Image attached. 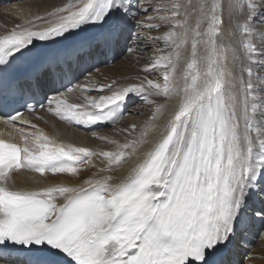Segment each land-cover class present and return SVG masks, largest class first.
I'll return each mask as SVG.
<instances>
[{
	"label": "snow or ice",
	"instance_id": "6c2138e0",
	"mask_svg": "<svg viewBox=\"0 0 264 264\" xmlns=\"http://www.w3.org/2000/svg\"><path fill=\"white\" fill-rule=\"evenodd\" d=\"M161 42L143 69L158 79L65 84L86 73L90 80V68L112 53L144 58ZM74 89L108 94L68 103ZM131 95L154 110L123 142L92 133L112 150L43 130L19 129L23 144L0 138V260L236 264L237 239L257 222L264 229V0H71L0 34V107L34 111L43 96L59 119L95 126L121 119ZM150 132H158L151 142ZM93 157L104 166L82 183L13 186L21 169L79 179L96 167ZM133 157L126 174H111Z\"/></svg>",
	"mask_w": 264,
	"mask_h": 264
},
{
	"label": "bare ground",
	"instance_id": "6f19581e",
	"mask_svg": "<svg viewBox=\"0 0 264 264\" xmlns=\"http://www.w3.org/2000/svg\"><path fill=\"white\" fill-rule=\"evenodd\" d=\"M71 0H0V34H4L10 31L17 24H23L25 21H33L34 17L37 15L44 16L45 13L52 11L56 7H62L65 3H69ZM151 14V13H150ZM39 26H44L41 21H34ZM167 30L166 28L160 29L158 32L154 31L152 35H157L160 32ZM44 43V42H41ZM163 43L153 46L144 52V58L141 57L139 51H119L112 53L106 63H96V66L90 68L91 79L89 80L88 74L80 76L76 79L75 85H83L85 87L91 88L95 85L97 88L100 84L116 80L118 84H128V83H139L140 79L147 76L149 79H158L159 71L146 72L143 71L144 67L148 63L146 59L147 56L153 55L156 48H162ZM110 57H115L112 63H108ZM74 87V86H73ZM50 95L56 93L49 92ZM108 94L107 90L104 92L100 91H90L81 92L75 89L71 93L66 94L68 103H80L82 102L84 95L98 96ZM150 99H156L157 102H163L164 98L150 97ZM171 101L170 103H174ZM122 118L112 122L100 123L95 126L88 125H77L75 123H70L66 121L74 131L79 129L90 130L87 131L88 138L84 141V138L76 136V134L69 133L64 127L65 120L59 119L54 113L48 111V106H46L34 113L24 115L19 117L17 121L27 122L26 127L30 133H35L37 130H43L48 136L55 137L59 140L65 141L67 143H72L77 146L91 147L100 150H112L115 146L100 140L98 137L92 135L93 132L97 133L99 136H108L110 139H116L123 142L125 139H131L134 136H138L140 131L143 129L145 124L149 121L150 116L154 110V106L145 103L138 95H131L127 101L122 105ZM166 118V116H165ZM53 122H52V121ZM162 122L158 121V123ZM14 123V121H12ZM11 122L0 120V137L6 138L7 140L23 144V140L19 134V129H24V127L18 128L17 125ZM132 124L136 125V129L131 130L130 126ZM35 125V127H32ZM129 129V132L123 131V129ZM158 137V132H150L147 139L151 142ZM81 139V140H80ZM97 139L99 141H97ZM151 144H146L141 149V151L147 150ZM136 158L133 157L129 160L128 164L124 168L116 169L112 172V175L123 176L126 174L127 169L135 162ZM92 163L96 167L85 166L81 171V176L79 179L70 177L67 174H58L53 176L52 174H47L41 176L39 173L31 172L26 169H21L19 172L13 174L14 187L18 188H32L38 189L41 187L51 186L57 183L74 184L82 183L83 179L88 178L93 173H98L99 168L104 166L102 158L93 157ZM103 175V173H99ZM256 234L261 238L256 246H253L251 239L248 234ZM244 234L246 238L243 239L242 244H244V249L241 250L237 247V242H235L232 259L236 264H264V229L260 228L259 222L253 227H249ZM239 239V238H238ZM238 241V240H237ZM257 241V238H256ZM239 242V241H238ZM258 242V241H257ZM241 246V245H240ZM238 251H242L244 255L249 254L248 258L241 263V260L245 258L242 256L240 258ZM0 264H6L4 261H0Z\"/></svg>",
	"mask_w": 264,
	"mask_h": 264
},
{
	"label": "rangeland",
	"instance_id": "374dc122",
	"mask_svg": "<svg viewBox=\"0 0 264 264\" xmlns=\"http://www.w3.org/2000/svg\"><path fill=\"white\" fill-rule=\"evenodd\" d=\"M8 1V0H7ZM9 1H12V0H9ZM52 121V120H51ZM53 122V121H52ZM64 127H65V129H66V131H69V133H73V134H76V136L78 137V139H79V137H82V138H84V141L86 140V138H88V135H87V131H82L81 129H78L77 131L75 130L74 131V129L72 128V126H70V124H68L66 121L64 122ZM31 130H27L26 129V132H30ZM38 131V130H37ZM36 131V132H37ZM44 132V131H43ZM45 133V132H44ZM46 134V133H45ZM47 135V134H46ZM81 140V139H80ZM97 141H99L98 139H97ZM254 234H248L250 237H254L255 239H251L249 242H251V244L253 245V246H256L258 243H259V239L261 238L259 235H257L256 234V231L255 232H253ZM246 238V235L243 233L240 237H239V239H237L238 241H236L238 244H237V247L240 249L241 248V250L242 249H244V244H242V241H243V239H245ZM256 238H257V241H256ZM242 240V241H241ZM241 245V246H240ZM238 254H240L239 255V257L238 258H240V257H242V256H245V258H243L242 260H241V263L242 262H244L245 261V259H247L248 258V256H249V254H247V255H244V253H242V251H238ZM244 264V263H243Z\"/></svg>",
	"mask_w": 264,
	"mask_h": 264
}]
</instances>
